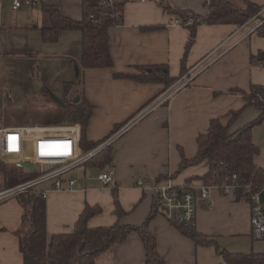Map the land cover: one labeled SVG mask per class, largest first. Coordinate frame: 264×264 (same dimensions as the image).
Wrapping results in <instances>:
<instances>
[{
	"label": "crops",
	"instance_id": "0c3cea01",
	"mask_svg": "<svg viewBox=\"0 0 264 264\" xmlns=\"http://www.w3.org/2000/svg\"><path fill=\"white\" fill-rule=\"evenodd\" d=\"M158 1L170 4L173 9L206 16L209 5L218 0H127L123 23L110 29L113 66L86 69L84 83L76 82L66 90L64 83L76 77L74 60L82 59V34L78 30H67L57 42H45L40 30L48 23L44 7L59 6L65 15L80 21L84 0H44L38 7L17 10L0 0V77L5 81L4 87H13L16 94L21 93L17 94L15 102L25 106L30 94L38 95L40 100L49 96L42 82L32 79L31 73L45 70L49 73V82L54 76L62 75V82H54L52 87L49 84L51 93L59 99L54 100L51 95L53 105L59 108L64 102L75 103L77 95L80 104L88 103L91 111L86 133L91 141L107 139L117 133L168 89L157 82L116 78L115 73H138V66L168 64L172 76L178 78L232 37L221 47L222 53L214 54L216 59L198 73L191 84L155 106L116 138L112 144V164L98 168L99 172L114 169L111 184L103 185L98 181V172L88 181L77 179L72 188L67 183L61 189H53L51 183L42 186L48 191L49 235L72 231L87 204L102 207L101 213L90 218L91 227L110 226L118 221L124 225H143L153 213L155 195L149 189L152 184L168 179L187 188L203 184L194 178L208 171L206 160L183 169L181 164L183 156L187 159L196 156L197 138L208 130L212 119L228 122L230 111L241 110L232 125V129H236L260 114L256 106H245L243 92H248L252 84H264V64L251 59L259 55L264 59V36L255 30L239 39L264 18V13L241 31L238 30L242 25H198L195 41L186 53L190 29L184 24L172 23V17L177 14L165 10ZM249 1L264 7V0ZM151 26L157 27L146 28ZM262 26L264 30V24ZM5 47H19V50L11 53ZM46 119L45 113L40 112L35 121L46 123ZM253 139L260 147L255 162L264 169V118L254 126ZM140 179L144 182L142 187L137 185ZM115 189L126 211L121 219L114 212ZM23 214L24 209L16 197L0 203V264H24L15 233L22 225ZM195 226L214 241L196 242L172 224L161 208L150 220L149 230L155 235L157 249L168 264H223L224 252H236L232 246L240 238L252 239L250 252H264V240L254 239L251 233L250 202L226 195L216 186L211 188L209 198L198 199ZM146 261L145 244L141 236L133 232L123 242L101 253L96 264H146Z\"/></svg>",
	"mask_w": 264,
	"mask_h": 264
},
{
	"label": "trees",
	"instance_id": "16d2710c",
	"mask_svg": "<svg viewBox=\"0 0 264 264\" xmlns=\"http://www.w3.org/2000/svg\"><path fill=\"white\" fill-rule=\"evenodd\" d=\"M242 1L245 3L244 7L236 5L231 0H218L209 5V12L206 16L185 9H173L170 4L164 1H158V3L165 10L181 16L184 24L189 18L194 19V23L186 25L190 29V36L186 44L187 53L195 41L198 25L202 23L233 24L239 27L256 16L263 8L262 5L252 1ZM126 2L127 0H108L106 3H101L100 0H84L83 18L80 21L65 15L59 6L47 5L44 7L48 23L40 30L45 42H57L61 33L67 30H78L82 34V59L74 60L76 77L74 80L64 83L66 90L71 89L76 82L84 83L86 69L113 66L110 29L123 23ZM262 25L257 30L264 36ZM155 27L157 26L146 28ZM251 59L254 63L264 64V59L260 58V55L252 56ZM137 69L138 73H115L114 76L130 78L138 82H157L164 84L166 88H169L179 78L172 76L168 64L138 66ZM33 72H35V67ZM31 77L41 81L45 93L50 95L49 73L40 70V73H31ZM243 96L245 106L254 105L260 110L258 117L236 129H232V125L239 117L241 110L230 111L228 122H223L220 118L212 119L208 130L197 138L196 156L193 159L183 156L182 168H180L183 169L187 165L206 160L209 165L208 171L194 179L200 180L205 185L221 186L227 181V177L232 178L235 175L237 177L235 199L250 202L252 194L264 187V169L257 166L255 162L260 147L253 139L254 126L264 118V84H252L248 92H243ZM90 111V105L88 103L80 104V100L77 103L64 102V105L58 108V113L56 112L52 118H48L51 115L47 116L46 123H80L83 127L82 141L85 149L89 150L105 140V138L99 141L83 140L87 134ZM112 162V145H109L85 166L104 169ZM0 172L4 175L8 186L20 183L27 178L23 171L16 169L15 166L7 167L1 161ZM16 197L24 209L22 225L15 232L19 239L24 264H96V259L101 253L114 244L123 242L133 232L138 233L145 244L146 264H168L157 249L155 235L149 230L150 220L160 209L156 197L154 198L153 213L141 226L124 225L118 221L110 226L91 227L89 225L90 218L101 213L102 207L87 204L72 231L52 235L47 233L46 197L33 193H22ZM114 201V212L121 219L126 211L120 203L117 189L114 190ZM171 223L198 243L214 241L200 233L195 225L186 226L176 222ZM223 255V264H264V252L226 251Z\"/></svg>",
	"mask_w": 264,
	"mask_h": 264
},
{
	"label": "built area",
	"instance_id": "2783aa9c",
	"mask_svg": "<svg viewBox=\"0 0 264 264\" xmlns=\"http://www.w3.org/2000/svg\"><path fill=\"white\" fill-rule=\"evenodd\" d=\"M13 10L23 7L35 8L42 4L44 0H5ZM108 0H100L106 3ZM264 13L262 10L248 22L242 25L241 29L250 24L256 18L258 19ZM93 16V15H92ZM172 23L184 24L183 19L179 15L172 17ZM194 23L193 18H189L184 25ZM264 23V18L254 23L250 31L239 40L249 35L250 32L257 30ZM230 37L217 49L204 56L197 64L191 67L190 71L179 77L167 91L159 97L155 103L147 106L137 117L123 126L117 133L111 135L99 145L92 149H85L82 146L83 127L80 123L65 124H46L40 122H26L24 124H6L4 119L0 125V157L15 156L17 158L14 164L16 169H21L27 178L17 184L0 187V203L16 197L22 193H33L35 195L47 196L48 191L42 188L47 183L52 184L53 189H61L64 183L70 188L77 183L75 177L68 174L75 169L85 166L95 155L112 145L118 136L128 130L135 121L143 117L151 111L155 106L165 103L175 93L191 84L194 77L209 66L222 51L221 47L226 44ZM237 43V42H235ZM233 43L231 46H233ZM219 51V52H218ZM218 53L217 56H213ZM12 91H16L13 87H4L2 93V109L11 105L16 107ZM18 105V107H26ZM3 118V117H2ZM31 162L34 165L30 169L25 162ZM97 180L103 185H109L114 181V169L111 167L107 171H101L97 175ZM236 176L227 177V181L221 186L216 185L224 194L236 197ZM139 187L144 186V182L140 179L137 183ZM210 185H199L194 188L178 186L172 179L165 182H157L152 184L149 189L157 198L160 208L170 220L178 224L186 226H194L197 216V202L199 198L207 199L210 197ZM264 191V187L254 192L251 196V233L254 239L264 240V202L261 201L260 195Z\"/></svg>",
	"mask_w": 264,
	"mask_h": 264
},
{
	"label": "rangeland",
	"instance_id": "374dc122",
	"mask_svg": "<svg viewBox=\"0 0 264 264\" xmlns=\"http://www.w3.org/2000/svg\"><path fill=\"white\" fill-rule=\"evenodd\" d=\"M232 2H234L236 5L240 6V7H244L245 3L242 0H231ZM257 21L259 19H256ZM255 20V21H256ZM5 49L8 52H17V50H19V47H5ZM62 75H57L54 76L51 80V82H49L50 86L52 87V83H59L62 82L61 79ZM32 78V77H31ZM4 79H2L0 77V97L1 93H3L4 91ZM34 82H32V86H34ZM18 94V92H17ZM17 94L15 95V92L12 91V95H14V98L17 96ZM21 93H19L18 95L20 96ZM52 93H50V95L48 97H45L43 99L40 100V98H38V95L35 94H30L29 95V103L26 107H18V105L16 107L11 105H7L5 107V109H2V99L0 100V125L2 120L4 119L6 124H24L26 122H35L36 118L39 116L40 112H44L48 117V118H52V116H54L56 114V112L58 113V108L55 107L53 104V98L51 97ZM38 100V101H36ZM55 100V98H54ZM157 100V99H156ZM156 100L153 102L155 103ZM152 104V103H151ZM149 104V105H151ZM148 105V106H149ZM24 106V105H23ZM3 117V118H2ZM54 124V123H53ZM65 124V123H62ZM83 136V135H82ZM84 141H91L90 137L87 136V134L85 135V137L83 138ZM82 146L83 148H85L84 143L82 141ZM0 161L2 162L3 165L7 166V167H14V164L17 161V158L15 156H4L2 155L0 157ZM21 170V169H19ZM100 170L96 167L93 166H82L79 167L77 169H75L74 171L70 172L68 174V176L71 177H75L76 179L82 178L83 180L88 181L89 177L91 176H95ZM46 185V184H45ZM0 187H8L7 185V181L4 177V175L0 172ZM17 198V197H16ZM251 240L252 239H247V238H240L236 244H234L232 246V248L234 249L233 251L236 252H245L248 253L251 251ZM261 241V240H260ZM264 242V241H262ZM260 243V242H258Z\"/></svg>",
	"mask_w": 264,
	"mask_h": 264
},
{
	"label": "water",
	"instance_id": "95a60500",
	"mask_svg": "<svg viewBox=\"0 0 264 264\" xmlns=\"http://www.w3.org/2000/svg\"><path fill=\"white\" fill-rule=\"evenodd\" d=\"M263 58H264V57H263ZM52 97L55 98L57 101L59 100V99H57L56 96H54L53 94H52ZM79 100H80V96L77 95V96L74 98V102L77 103V102H79ZM25 165H27L30 169H33V168H34V165H33V163H31V162L26 161V162H25ZM260 198H261V201L264 202V191L261 193Z\"/></svg>",
	"mask_w": 264,
	"mask_h": 264
}]
</instances>
